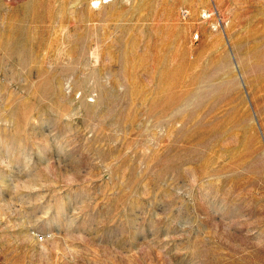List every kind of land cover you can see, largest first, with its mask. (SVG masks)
Instances as JSON below:
<instances>
[{"label": "rangeland", "instance_id": "374dc122", "mask_svg": "<svg viewBox=\"0 0 264 264\" xmlns=\"http://www.w3.org/2000/svg\"><path fill=\"white\" fill-rule=\"evenodd\" d=\"M0 264H264V0H0Z\"/></svg>", "mask_w": 264, "mask_h": 264}, {"label": "bare ground", "instance_id": "6f19581e", "mask_svg": "<svg viewBox=\"0 0 264 264\" xmlns=\"http://www.w3.org/2000/svg\"><path fill=\"white\" fill-rule=\"evenodd\" d=\"M40 239H42V237Z\"/></svg>", "mask_w": 264, "mask_h": 264}]
</instances>
